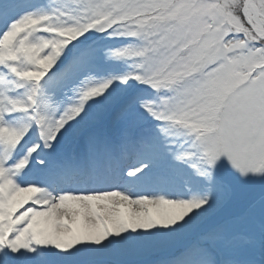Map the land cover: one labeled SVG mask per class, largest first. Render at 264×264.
Listing matches in <instances>:
<instances>
[{"label": "snow or ice", "instance_id": "obj_1", "mask_svg": "<svg viewBox=\"0 0 264 264\" xmlns=\"http://www.w3.org/2000/svg\"><path fill=\"white\" fill-rule=\"evenodd\" d=\"M0 264H264V0H0Z\"/></svg>", "mask_w": 264, "mask_h": 264}]
</instances>
